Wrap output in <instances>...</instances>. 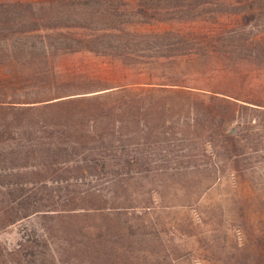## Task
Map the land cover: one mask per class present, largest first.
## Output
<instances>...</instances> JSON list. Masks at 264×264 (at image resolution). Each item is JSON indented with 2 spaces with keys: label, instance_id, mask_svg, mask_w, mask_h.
Returning <instances> with one entry per match:
<instances>
[{
  "label": "rangeland",
  "instance_id": "374dc122",
  "mask_svg": "<svg viewBox=\"0 0 264 264\" xmlns=\"http://www.w3.org/2000/svg\"><path fill=\"white\" fill-rule=\"evenodd\" d=\"M0 264H264V0H0Z\"/></svg>",
  "mask_w": 264,
  "mask_h": 264
},
{
  "label": "trees",
  "instance_id": "16d2710c",
  "mask_svg": "<svg viewBox=\"0 0 264 264\" xmlns=\"http://www.w3.org/2000/svg\"><path fill=\"white\" fill-rule=\"evenodd\" d=\"M74 83V82H73ZM76 84H80L81 83V81H79V82H75ZM59 98V97H58ZM238 100V99H237ZM243 102H246V101H243ZM247 103H251V102H247ZM255 105H257V104H255ZM28 215H22L21 216V218H25V217H27Z\"/></svg>",
  "mask_w": 264,
  "mask_h": 264
}]
</instances>
